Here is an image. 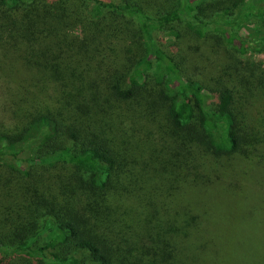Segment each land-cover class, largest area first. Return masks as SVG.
<instances>
[{"label": "trees", "instance_id": "16d2710c", "mask_svg": "<svg viewBox=\"0 0 264 264\" xmlns=\"http://www.w3.org/2000/svg\"><path fill=\"white\" fill-rule=\"evenodd\" d=\"M250 52L264 0H0V264H263L193 255L240 235L196 196L264 187Z\"/></svg>", "mask_w": 264, "mask_h": 264}, {"label": "rangeland", "instance_id": "374dc122", "mask_svg": "<svg viewBox=\"0 0 264 264\" xmlns=\"http://www.w3.org/2000/svg\"><path fill=\"white\" fill-rule=\"evenodd\" d=\"M106 1H118V0H106ZM160 8L154 7L152 10L158 12ZM244 59L245 62L260 64L261 73L264 71V55L256 52H250L249 56ZM207 81V76L205 79ZM117 114L129 127L135 126L136 128H150L153 126L147 124L137 113H135L128 105L117 103L115 104ZM249 122L253 121V124L262 126L261 117L264 116V86L260 87L255 92L250 110H249ZM258 154L264 157V149H259ZM240 172L237 170V174ZM234 175V174H233ZM253 181L260 183L259 179L254 176ZM221 186H217L214 191L207 192L202 196H196L199 200L204 201L201 205L203 209H210V213L213 215L214 222L212 223V229L220 230L221 236L224 230L229 233H240L237 237L228 235V240L233 242H205L206 245L201 247V254L197 256L193 254L195 258H206L203 260H209V255L215 256L218 254V245L226 247L228 250L232 248L237 253H244L246 257H260V260L264 264V187H257L248 185L244 179H239L238 182L232 183L231 179L220 181ZM190 195H194L191 193ZM255 208L260 209L257 213L258 223L251 228H247V224L242 221V216L246 215L244 210L251 206L250 202L254 203ZM257 229V230H256ZM252 230L255 232L251 233ZM241 241V242H240ZM258 253L257 255H254Z\"/></svg>", "mask_w": 264, "mask_h": 264}]
</instances>
